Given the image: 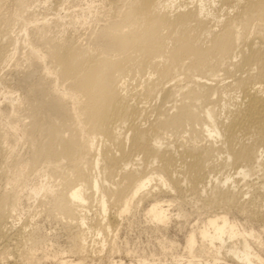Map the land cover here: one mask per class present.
<instances>
[{
    "label": "bare ground",
    "instance_id": "bare-ground-1",
    "mask_svg": "<svg viewBox=\"0 0 264 264\" xmlns=\"http://www.w3.org/2000/svg\"><path fill=\"white\" fill-rule=\"evenodd\" d=\"M8 2L0 0V261L42 264L40 226L14 227L22 197L40 195L79 258L114 250L106 237L141 203L157 232L172 202L189 200L213 213L186 234L184 264L263 263L251 246L264 249L261 233L230 213L264 222V0H112L85 43L36 24L24 29V62L11 64L14 85L1 74L20 39L10 36L13 18L34 13Z\"/></svg>",
    "mask_w": 264,
    "mask_h": 264
},
{
    "label": "rangeland",
    "instance_id": "rangeland-1",
    "mask_svg": "<svg viewBox=\"0 0 264 264\" xmlns=\"http://www.w3.org/2000/svg\"><path fill=\"white\" fill-rule=\"evenodd\" d=\"M22 1H24L25 4L27 5V8H29V12L34 13V16L24 20L18 15H15V17L13 18L14 24L12 26L10 36L13 38H18V39L20 38V39L16 43V47L13 48V50H10V52L15 53V56L13 57L9 65L5 66V68H3V70L1 71L2 72L1 74L4 73L3 76L5 75L8 78L10 85H14L13 83L14 80L12 79V77L15 76V74L14 75L12 74L14 73L13 71L15 68L12 67L11 64L17 58H20L21 62H24L23 61L24 59L22 58H24V56L26 55L29 49V45L23 41V39L26 38L24 36V29L28 30L31 28V26H34L36 24H42L45 22H48L50 25L58 24L57 30L61 29L65 35L75 39H79L83 43H85L89 32L92 29L99 28V25L103 24L104 22L103 19H107V16H104L103 8L106 7L105 4L108 1H112V0H22ZM178 1L179 0H176V2ZM11 5L12 3H10L9 0L7 7ZM4 7H6V5ZM10 8L13 9L12 6ZM9 75H13V76H9ZM16 77L17 76H15V78ZM18 93L19 91L8 95H10L11 98H16ZM21 149H22L21 151L24 153L26 151V146H21ZM39 196L40 195H37L36 197H26V196L22 197V201L18 205L19 207H17L15 212L17 216L15 217L14 220L15 221L14 227L19 228L21 227V225L27 224L26 227L30 228L31 230L32 228L31 224L32 225L36 224L40 226L42 236H44L45 239L40 243V245H38L36 253L37 254L39 253L40 257L43 256L46 257V258L43 257L42 264H62L61 262L68 263L69 261H73L76 263L79 260L80 261L77 264H141L143 261L146 262V264L148 263L149 264H184V262H186V260L189 259L186 251L184 250V246L186 243L185 242L186 234L190 232L191 229H193V226H196L195 223L198 226L199 225L202 226L204 224L202 222L206 220L207 216H209L210 214L212 215L213 213V211L203 208L201 209L206 211H203L200 208H199L200 210H198V207H201L198 206L199 202L194 204V201L192 202L186 200V203L184 202L183 205H181L183 207L179 206L178 201H176L175 203L172 202V205L169 206L170 209L169 214L171 216L169 225L167 226L166 229L156 232L155 230L151 229L152 225L151 223H149V221L144 215L145 204L141 203L138 207L139 209L135 210L136 214H133V217L132 215L130 216L128 215L127 216L128 218L126 217L122 221H120L118 223L119 225L117 224L112 229L110 234L107 237L105 236L106 238H108L107 240L105 239V237L103 238L101 235H99L100 237H98V235L93 236L94 238H97V240L100 241L106 240L110 242L111 239L115 240L114 250L112 249L110 252L108 250L109 247H106L107 249L105 248L104 251H102L100 254L89 253V255L86 256V258L85 257L79 258L77 254L69 253L70 241L68 240V238L70 235V229L68 228L69 232L68 230L66 231L67 226H65L64 223L65 220L61 219L62 216H60V219L54 217H47V213L46 212H44L45 214L43 213L42 209H44V207L41 206V203L39 202V198H40ZM186 197L190 199V196H186ZM165 199H168V197ZM192 204L195 205L196 207L193 206ZM260 204H262V206ZM178 206L181 208H179ZM257 206L259 207L258 210L260 209L261 212L264 211L263 201L257 203ZM182 208L183 210L184 208L185 210H187L184 211L186 213L188 212L187 217L190 218L187 219L186 217H184L186 220H184L183 217L180 218V215L178 214H180L179 211H181ZM207 212L209 213V215ZM92 213L93 212H90V214ZM244 215L245 214L240 215L234 213L235 216L234 217L233 213H230V217L238 221V227L240 229L241 227L246 229H250L251 227V229L254 230L255 234L257 232L261 233V236L264 239V222L262 221L256 222L258 220L251 221L250 219L248 220L246 219L247 217ZM197 217L201 220V222L199 221L200 223L198 222L199 219H197ZM248 222L251 223L253 222V224ZM28 223L30 224V226L28 225ZM169 239L173 240L172 246L174 249L172 248L171 246L172 243L169 241ZM161 243L164 244L166 243L165 244L166 247L171 249V251L165 248V246L163 247L164 244L162 245ZM253 245L254 244H252L251 242L252 248H254V250L258 252L262 258L263 263L260 264H264V249L259 245L258 246L254 245L255 247ZM161 247H163V249ZM199 259L202 260L200 261V263L199 262L198 263L204 264L203 261L205 258L199 257ZM206 261L210 262L211 264H217V263L238 264L229 258L226 260L224 258L223 259L221 258V260L220 261L217 260V262H215L216 260L213 261L212 259H206ZM0 264H27V263H21L20 261H15L10 256V261L6 262L5 260H1Z\"/></svg>",
    "mask_w": 264,
    "mask_h": 264
}]
</instances>
